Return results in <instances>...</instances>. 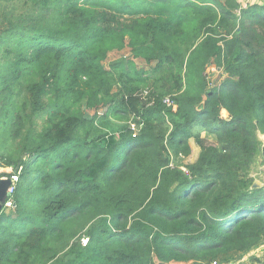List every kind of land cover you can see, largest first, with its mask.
Here are the masks:
<instances>
[{"label": "trees", "instance_id": "1", "mask_svg": "<svg viewBox=\"0 0 264 264\" xmlns=\"http://www.w3.org/2000/svg\"><path fill=\"white\" fill-rule=\"evenodd\" d=\"M259 134L264 3L0 0V264H228L264 240Z\"/></svg>", "mask_w": 264, "mask_h": 264}, {"label": "rangeland", "instance_id": "2", "mask_svg": "<svg viewBox=\"0 0 264 264\" xmlns=\"http://www.w3.org/2000/svg\"><path fill=\"white\" fill-rule=\"evenodd\" d=\"M247 1L251 2L253 0H247ZM128 54H129L128 49H123L120 51H111L108 54L107 59L105 60V66L108 65L109 63L118 61L122 58H126ZM137 64L138 66L143 65V63L140 61H137ZM206 71L208 73V76L214 83L220 82L225 77L223 72L221 70H218L213 64L209 65ZM92 113H93L92 110H87L88 115H92ZM120 123L122 122H119L118 120L115 119H111L108 124L104 123V125L103 124L99 125L98 130L112 131L113 126H115L114 124L118 125ZM115 134L117 135V133ZM202 136L207 137L209 141H212V136L206 135L205 133H203ZM260 139L261 142L264 143V137H260ZM190 144H191L190 155L187 157H179L174 161V164L182 169H184V166L186 164L194 162L200 152L199 146L196 144V142L193 139L190 140ZM249 176L253 178L254 184H257L258 186L264 185V163L260 154H258L254 158V161L251 164L249 170ZM84 241H86V239L83 240V242ZM262 260H264V240H262L256 247L250 249L249 251L232 253L229 257L228 264H260Z\"/></svg>", "mask_w": 264, "mask_h": 264}, {"label": "water", "instance_id": "3", "mask_svg": "<svg viewBox=\"0 0 264 264\" xmlns=\"http://www.w3.org/2000/svg\"><path fill=\"white\" fill-rule=\"evenodd\" d=\"M11 185L10 178H0V212L5 205L6 198H7V190ZM253 186H258L257 184L253 183Z\"/></svg>", "mask_w": 264, "mask_h": 264}, {"label": "built area", "instance_id": "4", "mask_svg": "<svg viewBox=\"0 0 264 264\" xmlns=\"http://www.w3.org/2000/svg\"><path fill=\"white\" fill-rule=\"evenodd\" d=\"M146 94V92H144V95ZM165 102L167 105H171L172 102L169 98H166L165 99ZM10 180H11V185L10 187L8 188L7 190V198H6V202H5V206H10L11 205V196H12V193H13V190H14V182L17 180V176H12L10 177ZM86 241H84L83 243H85ZM212 264H216L215 261L212 262Z\"/></svg>", "mask_w": 264, "mask_h": 264}, {"label": "crops", "instance_id": "5", "mask_svg": "<svg viewBox=\"0 0 264 264\" xmlns=\"http://www.w3.org/2000/svg\"><path fill=\"white\" fill-rule=\"evenodd\" d=\"M243 6L244 5H246L247 3H258V4H262V3H264V0H253V1H251V2H248L247 0H238ZM223 113V115L224 116H226V112L225 111H223L222 112ZM225 113V114H224ZM260 137H264V135H262V134H259V138ZM191 145V144H190Z\"/></svg>", "mask_w": 264, "mask_h": 264}]
</instances>
